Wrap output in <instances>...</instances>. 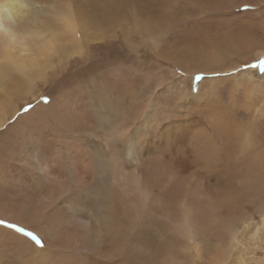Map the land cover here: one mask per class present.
<instances>
[{"label": "rangeland", "instance_id": "374dc122", "mask_svg": "<svg viewBox=\"0 0 264 264\" xmlns=\"http://www.w3.org/2000/svg\"><path fill=\"white\" fill-rule=\"evenodd\" d=\"M35 1L27 9L42 17L43 12L55 14L45 4L62 0ZM93 1L98 9L101 1L110 3L111 15L99 20V9L80 43L54 38L56 51L40 58L42 64L0 54V117L8 113L0 123V264H33L34 259L35 264H221V258L230 264H264V173L242 184L243 165L234 162L218 195L213 190L219 182L215 166L201 168L202 156L188 153L183 139L192 118L197 128L210 123L219 136L212 127L218 103L228 105L233 99L237 106L251 92L264 101V71L245 67L264 60L249 62L251 53L264 50L257 42L264 0H239L251 7L244 9L241 3L227 9L228 17L203 12L205 5L198 9L196 0ZM257 2L263 3L261 9ZM213 32L220 34L221 45L206 42ZM241 39L244 53H233L232 42ZM0 40L4 50L10 43L1 35ZM220 47L231 56L219 55ZM209 70L235 74L213 77ZM197 74L204 78L195 80ZM243 75L250 87L236 86ZM197 100L205 104L197 105ZM258 119L263 129L264 113ZM164 120V139L154 140L156 125ZM126 129L131 142L122 139ZM136 137L144 148L139 149ZM176 137H181L177 143ZM207 143L200 141V152L210 158L215 151L211 144L204 148ZM128 144L135 145L130 154ZM191 152L197 159L190 158ZM37 159L47 163L46 173ZM43 174L51 176L48 181ZM35 195L47 196V201L40 203ZM228 202L235 203L231 211H226ZM221 204H226L222 212ZM31 212L38 216L28 217ZM190 222L201 258L184 244ZM10 224L33 232L41 244ZM44 249L49 251L36 255Z\"/></svg>", "mask_w": 264, "mask_h": 264}, {"label": "bare ground", "instance_id": "6f19581e", "mask_svg": "<svg viewBox=\"0 0 264 264\" xmlns=\"http://www.w3.org/2000/svg\"><path fill=\"white\" fill-rule=\"evenodd\" d=\"M1 1V0H0ZM27 2V6H24L25 2ZM85 1V0H84ZM100 1V0H99ZM97 1V2H99ZM113 1V0H112ZM127 1V0H126ZM198 5V9L200 7H202L203 5H205L204 9H202L203 12H209V13H215L216 14H225V11L227 9H232V7H237L239 4H246L243 3L242 1L239 0H229V2L226 3H217V1L215 0H196ZM198 1H202V2H207L210 3L205 4V3H199ZM39 1H35V0H2V2H0V35L6 37V39L9 41L10 44L8 45H4V50L3 48H0V54L2 56L5 55V57L7 58H15V62L20 61V59H24V62H30L32 65L34 64L35 61L38 62V64H42L43 61L40 60V58H44L48 52H54L56 51L57 48V43L54 40V38L58 39L59 41H75V43H80L81 39L84 38L83 36L86 34L85 31L88 28V24L90 22H92V18H96L99 16V9H100V19L104 21L106 16L109 15L110 11L112 10V5L110 3H106L105 1H101L100 3V8L98 9L96 2L93 0H86L85 3H81L83 2V0L80 2V0H62L59 2H56L55 5L52 4V2L47 3V5L45 4V6H49L52 7L54 10L55 14H47V12H43V16H38L36 15L34 12L28 10L27 8L30 7L31 3H37ZM111 2V1H109ZM175 2V1H174ZM173 4V3H172ZM263 4V3H262ZM261 2H257L256 4V8L257 9H261L262 7ZM122 5V4H121ZM255 5V4H254ZM124 6V5H123ZM48 7V8H49ZM42 8V7H41ZM121 8V7H120ZM154 8V7H153ZM41 10V9H40ZM47 10V9H46ZM149 10V9H148ZM255 10H253L254 12ZM38 12V11H37ZM117 12V11H116ZM252 12V10L250 11ZM113 14V13H112ZM204 14V13H203ZM111 15V13H110ZM207 15V14H206ZM229 15V14H228ZM114 16V15H113ZM227 16V15H226ZM228 17V16H227ZM112 18V17H111ZM225 18V17H224ZM232 18V16H231ZM14 19H18V21H14ZM107 20V19H106ZM105 20V21H106ZM14 22H17L19 24H17L16 27H14ZM21 23H29L32 24L36 27V25H41L39 29L36 28H26L25 26H21ZM48 23H50L51 25H49ZM58 23L59 25L56 26ZM87 24V25H86ZM104 24V22H103ZM118 24V23H117ZM125 24V23H124ZM96 25V24H95ZM105 25V24H104ZM95 27V26H94ZM80 29V30H79ZM58 30V31H57ZM61 30V31H60ZM79 30V32H78ZM240 30V29H239ZM87 32V31H86ZM259 34H257L258 39L257 42H262L263 46H264V26L261 29V32L258 31ZM231 34V33H230ZM220 34H215L213 32V34H210L208 37L205 38L206 42L210 41L215 43L216 41H218V43H220V45L223 42V39L219 37ZM237 35V34H236ZM238 38V37H237ZM1 41V40H0ZM58 41V42H59ZM235 41V40H234ZM237 41V40H236ZM2 42H4L2 40ZM240 42H243V40H239L237 43L236 42H232V47L231 50L233 53H244V51L241 49V45ZM1 43V42H0ZM74 43V42H73ZM231 43V40H230ZM249 43V42H246ZM2 44V43H1ZM3 45V44H2ZM231 45V44H230ZM249 47V46H248ZM250 49V48H249ZM263 49V48H262ZM216 50V49H215ZM227 50V49H226ZM252 51V50H251ZM76 52V51H75ZM247 52V51H246ZM253 52V51H252ZM226 52L222 51V48H219V55L223 56L225 55ZM255 53V54H254ZM254 53H251L250 57L251 59H249V62L258 59L262 56H264V50H260L259 51H255ZM82 54V53H81ZM231 53H226V57L227 56H231ZM249 54V53H248ZM214 55V53H213ZM212 56V55H211ZM17 58V59H16ZM214 58V57H213ZM247 58V57H246ZM13 60V61H14ZM211 60V59H210ZM256 61V60H255ZM26 64V63H25ZM4 65V64H3ZM12 65V64H11ZM212 65V64H211ZM209 66V65H208ZM208 66H206V69L208 68ZM1 67V66H0ZM228 67V66H227ZM231 67V65H230ZM22 68V66H21ZM31 68V67H30ZM223 68V67H222ZM18 69V68H15ZM224 70V69H223ZM241 71V70H240ZM247 72V71H246ZM248 73V72H247ZM257 73V72H256ZM246 76V75H245ZM254 80V79H253ZM215 82V81H214ZM236 86L238 87H243V86H247L250 87V81L248 79H246L243 75V79L240 80L238 83H236ZM253 86V84H252ZM264 86V85H263ZM3 88V87H2ZM3 90V89H2ZM6 90V89H5ZM184 91V88L181 87L180 89V93H182ZM196 97H198V93L194 94ZM192 94V96H194ZM256 97V96H255ZM258 97V96H257ZM260 98V97H259ZM202 99V98H201ZM240 100V99H239ZM198 101V100H197ZM235 100L231 99V103L228 105H223L222 103H218L214 106V108L217 110L216 113L212 114V116L215 115V119L212 121L213 122V128H215L216 133L219 132V136H215L213 134V132L211 131L212 129L205 125V124H200V128H197L198 124L196 123V121L194 120V118H192L190 120V129L186 132V134L183 136V139L185 140V146L188 149V153H190V151H195V153L201 157L200 163L198 164H203V166L201 165H196V166H201V168L205 166H208L209 168H213V165L215 166V170H213V173L215 174V177L218 175V178L216 177V180H218L220 184L217 183V185L215 187H213V190L216 192L220 193L218 195H221V192L224 190L223 189V185L222 182H224V177L227 178L226 175V170L227 167H229L231 164L233 165L234 162L236 165L242 164L243 165V180H242V184L243 182H248L249 179H254L256 177H259V174L264 173L263 169H264V127L263 129H260L259 127L261 125L257 126L258 123V118L262 113H264V107L262 106L263 104V99L262 100H256V98H254L252 92L245 94V98H244V103L243 104H237L236 106V102H234ZM204 102L203 101H198L196 102V104H200ZM205 103H202V105H204ZM1 105V104H0ZM236 107L235 111L233 110V107ZM1 110L3 108H0ZM4 110V109H3ZM5 112V111H4ZM2 113V116L0 117V123H4L5 119L7 118V112ZM214 112V110L212 111ZM7 113V114H6ZM263 115V114H262ZM102 116V115H101ZM109 116V115H108ZM182 116V115H181ZM211 116V114H210ZM211 116V117H212ZM147 118V117H146ZM182 118V117H181ZM188 118V117H186ZM214 118V117H213ZM212 118V119H213ZM150 119V118H149ZM190 119V118H189ZM179 120V119H178ZM184 120V119H183ZM204 120V119H203ZM206 120V119H205ZM211 120V119H210ZM207 121V122H211V121ZM133 121V120H132ZM182 121V120H181ZM261 121V120H259ZM179 122V121H178ZM206 122V123H207ZM211 122V124H212ZM262 122V121H261ZM187 123V122H186ZM185 123V124H186ZM264 123V122H263ZM189 124V123H188ZM259 124V123H258ZM262 124V123H261ZM166 125H167V121H163L161 123H158L154 129V140H161L165 135V129H166ZM184 125V124H183ZM263 125V124H262ZM264 126V125H263ZM188 126H185L184 128H187ZM178 128V127H177ZM189 128V127H188ZM262 128V127H261ZM125 130V129H124ZM167 130V129H166ZM178 130V129H177ZM183 130V129H182ZM185 131V129H184ZM214 131V130H213ZM118 132V131H117ZM125 132V131H124ZM125 134H127V138H122L123 141L125 142H129L130 136H129V130L126 129ZM138 134V132H137ZM136 134V135H137ZM180 134V133H179ZM168 135V134H167ZM139 136V135H137ZM166 137V136H165ZM169 138V137H168ZM139 137H136V143L138 144L139 142ZM164 139V138H163ZM167 139V138H166ZM165 139V140H166ZM171 139V138H170ZM169 139V140H170ZM133 140V139H132ZM152 140V141H154ZM176 143L177 141L181 140V137H176L175 139H173ZM201 140H205L209 143H207L204 148L207 146H209L210 144L213 146V151L211 152L212 157H205V152H200V141ZM160 141V142H161ZM131 142V141H130ZM133 142V141H132ZM156 142V141H154ZM164 142V141H163ZM167 142V141H165ZM164 142V143H165ZM100 144V143H99ZM127 145V144H126ZM129 145V144H128ZM141 143L140 145L138 144L139 149H141L142 147L144 148V145H142L141 147ZM146 145V144H145ZM204 145V144H203ZM135 146V145H134ZM133 146V147H134ZM177 146V145H176ZM36 147V146H35ZM132 146L129 145V150L126 153H129L131 151H133ZM147 147V146H146ZM173 148V147H172ZM171 148V149H172ZM175 148V145H174ZM173 148V149H174ZM180 147H177V149ZM202 148V146H201ZM176 149V150H177ZM207 149V148H206ZM205 149V150H206ZM138 150L137 146H136V151ZM184 150V148H183ZM204 150V149H203ZM210 150V149H209ZM182 151V150H181ZM145 152V151H144ZM172 152V151H171ZM208 152V151H207ZM143 153V152H142ZM165 153V152H164ZM240 156L237 157V155ZM95 154V153H94ZM119 154V153H118ZM150 154V153H149ZM172 154V153H171ZM176 154V151H175ZM184 154V152H183ZM192 154V152H191ZM139 155V154H138ZM146 155V154H145ZM151 155V154H150ZM166 155V154H164ZM163 155V158H164ZM168 155V154H167ZM189 155V154H188ZM186 155V156H188ZM194 154H192L190 157L191 159H193ZM132 156V154H131ZM184 156V155H183ZM111 157V156H110ZM139 157V156H138ZM151 157V156H150ZM162 157V156H161ZM109 158V157H108ZM182 158V157H181ZM180 158V161H181ZM184 158H188V157H184ZM197 159V157H194ZM165 159V158H164ZM190 159V160H191ZM107 160V159H106ZM138 160V159H137ZM167 160V159H166ZM172 160V159H171ZM178 160V159H177ZM185 160V159H184ZM187 160V159H186ZM184 162H187V161ZM109 162V160H107ZM194 161V160H193ZM37 165L38 168L41 169L42 171H44V173H46L45 171L48 168L47 163H42L41 161H39L37 159ZM174 162V161H173ZM182 162V164L184 163ZM191 162V161H190ZM196 162V160H195ZM110 163V162H109ZM189 163V162H188ZM193 163V162H191ZM113 164V163H112ZM172 164V163H171ZM181 164V163H180ZM197 164V163H196ZM173 165V164H172ZM175 165V164H174ZM173 165V166H174ZM179 165V164H178ZM234 165V166H236ZM108 166V165H107ZM110 166V165H109ZM181 167V165H180ZM191 167V166H190ZM88 168V167H87ZM178 168V167H177ZM182 168L185 169V167L182 166ZM181 168V169H182ZM189 168V166H188ZM205 168V167H204ZM38 169V170H39ZM176 169V168H175ZM193 171V168H191ZM191 169L189 170V172H191ZM196 169V167H195ZM200 170L202 172H204V170H201L200 168H197V170ZM214 169V168H213ZM231 169V168H230ZM197 170H196V174H197ZM207 170V171H206ZM182 171V170H181ZM187 171V170H185ZM164 172V171H163ZM184 172V170H183ZM205 172L208 173V169H205ZM204 172V173H205ZM229 172V171H228ZM240 172V169L239 171ZM237 172V173H238ZM49 173V172H48ZM185 173V172H184ZM192 173V172H191ZM188 174V176L190 175L191 177L195 176V175H191ZM195 173V170H194ZM192 173V174H194ZM199 173V172H198ZM230 173V172H229ZM228 173V174H229ZM236 173V174H237ZM242 173V172H241ZM232 174V173H231ZM235 174V175H236ZM185 175H187L185 173ZM202 175V174H201ZM200 175V176H201ZM43 176H45L46 178L45 181H48L51 176L43 174ZM199 176V175H198ZM199 176V177H200ZM207 176V175H206ZM230 176V174L228 175V177ZM233 176V175H232ZM203 177V176H202ZM205 177V176H204ZM235 178V177H234ZM197 179V177L195 178V180ZM207 179V178H206ZM228 179V178H227ZM231 179V178H229ZM239 179V178H237ZM116 180V179H115ZM189 180V179H188ZM198 181H200L201 183L203 181L199 180V178L197 179ZM205 180V179H204ZM215 180V181H216ZM105 181V180H104ZM124 181V180H123ZM122 181V182H123ZM198 181H195L196 184ZM27 182V181H26ZM53 182V181H52ZM193 182V181H192ZM205 182H207L205 180ZM227 182V181H226ZM229 182V181H228ZM227 182V183H228ZM233 182V180H232ZM230 182V183H232ZM235 182V181H234ZM191 183V182H190ZM215 183V182H214ZM255 183V182H254ZM252 183V184H254ZM26 184V183H25ZM114 184V183H113ZM141 184V183H140ZM194 184V183H193ZM195 184V185H196ZM200 184V183H199ZM27 185V184H26ZM211 185V184H210ZM209 185V187H210ZM227 185V184H226ZM229 185V183H228ZM240 185V184H239ZM16 186V185H15ZM30 186V185H29ZM63 186V185H62ZM197 187L199 185H196ZM28 187V185H27ZM66 187V186H65ZM92 187V186H91ZM193 188V186H191ZM232 187V186H231ZM250 187V186H249ZM62 188V187H61ZM205 188V185H204ZM22 189V188H21ZM195 189H197L195 187ZM212 189V188H211ZM223 189V190H222ZM16 190V189H15ZM85 190V189H84ZM198 190V189H197ZM222 190V191H221ZM232 190V189H231ZM240 190H243V188H241ZM51 191V190H50ZM65 191L67 192L68 189H65ZM65 191L62 193H65ZM195 191V190H194ZM199 191V190H198ZM230 191V190H229ZM196 192V191H195ZM201 192V191H200ZM233 192V191H232ZM239 192V191H237ZM248 192V191H247ZM26 193V192H25ZM210 193V192H209ZM68 194V193H67ZM73 195V194H72ZM115 195V194H113ZM200 195V194H199ZM202 195V194H201ZM212 195V194H211ZM217 195V194H215ZM53 196L52 195H48ZM61 196V195H60ZM59 196V198H60ZM64 196V195H63ZM62 198H65V196ZM226 196V195H225ZM260 196V195H259ZM39 197V198H38ZM47 196H37L35 195V199L40 203L42 202H46L47 201ZM112 197V196H111ZM203 197V196H202ZM67 199V198H66ZM70 199V198H69ZM209 199V198H208ZM225 199V198H224ZM251 199V198H250ZM253 199V198H252ZM72 200V199H71ZM117 200V199H116ZM249 200V199H248ZM236 201V200H235ZM95 202V201H94ZM97 203V202H96ZM224 203V202H223ZM54 204V203H53ZM81 204V203H80ZM226 207V211H231L232 208L234 207L235 203L234 202H228ZM250 204V203H249ZM103 205V204H102ZM226 204H221L218 208L220 209V211L222 212V208L225 206ZM252 205V204H251ZM82 206V205H81ZM39 207V206H38ZM48 207V206H47ZM85 207V206H84ZM103 207V206H102ZM164 207V206H163ZM251 207V206H250ZM66 208V207H65ZM70 208V207H69ZM71 209V208H70ZM83 209V208H82ZM94 209V208H93ZM97 209V208H96ZM100 209V208H99ZM218 209V210H219ZM36 210V209H35ZM86 210V209H85ZM104 210V208H103ZM63 211V210H62ZM71 211V210H69ZM187 211V210H186ZM38 212V211H37ZM44 212V210H43ZM64 212V211H63ZM94 212V211H93ZM110 212V211H109ZM169 212V211H168ZM189 212V211H188ZM203 213V212H202ZM84 214V213H83ZM44 215V214H43ZM186 215V214H185ZM190 215V214H189ZM188 215V216H189ZM27 216L30 218H35L38 216L37 213H27ZM75 216V214H74ZM95 216V215H94ZM50 217V216H49ZM190 217V216H189ZM90 218V217H89ZM101 218V217H100ZM187 218V217H184ZM193 219V218H192ZM191 219V220H192ZM27 220V219H26ZM76 220V219H75ZM82 220V219H81ZM184 220V219H182ZM52 221V220H51ZM244 221V220H243ZM58 222V221H57ZM214 222V221H213ZM52 223V222H51ZM245 223V221H244ZM151 224V223H150ZM131 228V227H130ZM3 230V229H1ZM90 230V228H89ZM103 230V229H102ZM5 231V230H4ZM8 231V230H7ZM39 231V230H38ZM2 232V231H1ZM91 232V231H90ZM231 232V231H230ZM235 232V231H234ZM11 233V232H10ZM132 234V233H131ZM231 234V233H230ZM12 235V233H11ZM9 235V237L11 236ZM69 235V234H68ZM183 238H185L184 244L186 246V248H190L195 250L196 254H197V258H201V251H200V246L198 245V243L195 241L194 237H193V228L191 226V222L187 223L185 226V230L183 232ZM197 236V234L195 235ZM200 236V235H199ZM13 241V238H17V233L16 236L14 235V237H10ZM236 238V237H235ZM70 239V238H69ZM66 240V239H65ZM17 241V240H16ZM19 241V240H18ZM191 241V242H189ZM236 241V240H235ZM30 242V241H29ZM80 242V241H79ZM32 245L33 243L30 242ZM17 244V242H16ZM15 244V245H16ZM173 244V243H172ZM20 245V244H19ZM25 245V244H24ZM21 246V245H20ZM34 246V245H33ZM184 246V245H183ZM229 246V245H227ZM35 247V246H34ZM48 247V246H47ZM41 249V248H40ZM39 249V250H40ZM55 249V248H54ZM234 249V248H233ZM51 250V249H50ZM58 250V249H57ZM56 250V251H57ZM189 250V249H188ZM49 250L44 249L41 250L39 252H36V255H41V253H45ZM191 252V251H190ZM48 254V253H47ZM220 254V253H219ZM225 254V252H224ZM50 255V254H49ZM48 255V256H49ZM56 255V254H54ZM81 255V254H80ZM226 256V255H224ZM232 256V255H231ZM82 257V256H81ZM219 257V256H218ZM230 257V256H229ZM44 258V257H43ZM42 258V259H43ZM50 258V257H49ZM220 258V257H219ZM39 259V257H38ZM37 259V260H38ZM48 259V258H47ZM66 259V258H65ZM215 259V258H214ZM232 259V258H231ZM40 260V259H39ZM44 260V259H43ZM55 260V259H53ZM63 260V259H62ZM196 260V259H195ZM200 260V259H199ZM202 260V259H201ZM225 259L221 258V264H230L227 262H223ZM5 261V260H4ZM57 261V260H56ZM83 261V260H81ZM198 261V260H197ZM216 261V260H215ZM230 261V259H229ZM244 261V260H243ZM6 262V261H5ZM18 262V261H16ZM15 262V263H16ZM40 261H38L39 263ZM53 262V261H51ZM58 262V261H57ZM14 263V262H13ZM26 263H28L26 261ZM37 263V262H36ZM42 263V262H41ZM44 263V262H43ZM59 263H62L61 261H59ZM23 264V263H22ZM33 264H35V259L33 260ZM49 264V263H48ZM70 264V263H69ZM197 264V263H196ZM218 264H220V261H218Z\"/></svg>", "mask_w": 264, "mask_h": 264}, {"label": "snow or ice", "instance_id": "6c2138e0", "mask_svg": "<svg viewBox=\"0 0 264 264\" xmlns=\"http://www.w3.org/2000/svg\"><path fill=\"white\" fill-rule=\"evenodd\" d=\"M250 7H251V5H249V4H244L243 5L244 9H248ZM245 67L259 68L261 71H264V60L259 61V63H257V64L245 65ZM209 71L211 72V75L213 77H220L221 75H233V74H235V73H231V74L224 73V74H222V73L214 71V70H209ZM236 71H239V69H237ZM203 78L204 77L202 75H200V74H197L195 76V80H197V81H200ZM3 223H4L3 221H0V224H3ZM9 227L10 228H16V226L14 224H10ZM16 231L24 233L26 236L31 237V239L33 241H35L37 244H41L40 239L36 235H34L33 232H31V231L25 232L24 228H16Z\"/></svg>", "mask_w": 264, "mask_h": 264}]
</instances>
